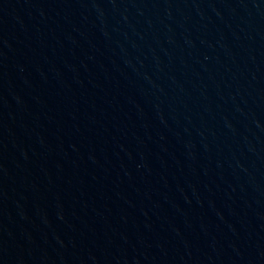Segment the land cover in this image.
Segmentation results:
<instances>
[{"label":"water","instance_id":"obj_1","mask_svg":"<svg viewBox=\"0 0 264 264\" xmlns=\"http://www.w3.org/2000/svg\"><path fill=\"white\" fill-rule=\"evenodd\" d=\"M0 264H264V0H0Z\"/></svg>","mask_w":264,"mask_h":264}]
</instances>
